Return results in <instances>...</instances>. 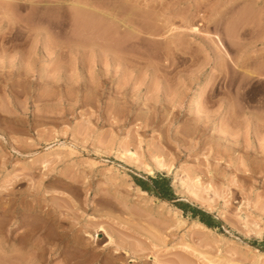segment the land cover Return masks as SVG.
I'll return each instance as SVG.
<instances>
[{
	"label": "rangeland",
	"instance_id": "1",
	"mask_svg": "<svg viewBox=\"0 0 264 264\" xmlns=\"http://www.w3.org/2000/svg\"><path fill=\"white\" fill-rule=\"evenodd\" d=\"M1 246L264 264V0H0Z\"/></svg>",
	"mask_w": 264,
	"mask_h": 264
},
{
	"label": "bare ground",
	"instance_id": "2",
	"mask_svg": "<svg viewBox=\"0 0 264 264\" xmlns=\"http://www.w3.org/2000/svg\"><path fill=\"white\" fill-rule=\"evenodd\" d=\"M203 85H205V84L202 83V85H201V86L199 85V86L202 88ZM199 97H200V96H199ZM198 99H199V98H198V93H196V94L193 96V101H194V102H197ZM131 154H132V153H131ZM131 160H132V159H131ZM156 163H157L156 165H160V163L162 164V162H159V161H156ZM145 170L149 172V170H148L147 168H145ZM195 224L197 225V223H195ZM256 224H257V223H256ZM4 238L6 239V237H4ZM0 250H1V251L5 250V247H4V246H1V247H0ZM11 251H13V250H11ZM3 252H5V251H3ZM255 255H256V260H258V261H259V259L263 258V255H261V254H256V253H255ZM3 257H4V256L2 255V253H0V258L2 259ZM3 259H4V258H3ZM210 260H211V259H210ZM211 261H213V260H211ZM211 261H210V262H211ZM213 262H214V261H213ZM213 262H212V263H213ZM1 264H2V263H1ZM215 264H217V263H215ZM218 264H220V263H218Z\"/></svg>",
	"mask_w": 264,
	"mask_h": 264
}]
</instances>
